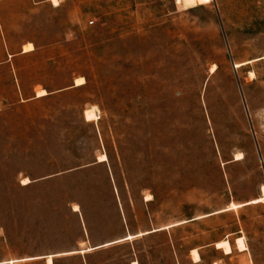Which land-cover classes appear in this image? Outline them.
<instances>
[{
  "label": "rangeland",
  "instance_id": "obj_1",
  "mask_svg": "<svg viewBox=\"0 0 264 264\" xmlns=\"http://www.w3.org/2000/svg\"><path fill=\"white\" fill-rule=\"evenodd\" d=\"M56 2L0 0V264H264V0Z\"/></svg>",
  "mask_w": 264,
  "mask_h": 264
},
{
  "label": "bare ground",
  "instance_id": "obj_2",
  "mask_svg": "<svg viewBox=\"0 0 264 264\" xmlns=\"http://www.w3.org/2000/svg\"><path fill=\"white\" fill-rule=\"evenodd\" d=\"M211 1L212 0H180V2L183 3L184 7L201 6L203 4L210 3ZM51 2H52V4L54 6L57 5L56 0H51ZM32 51H33V47H32L31 44L28 43V44H26V45L23 46V49H22V52L23 53H28V52H32ZM234 66H235V69H237L240 65L234 64ZM74 82H75V85H74L75 87L84 84L83 79L81 77H80V79L74 80ZM46 94L47 93L45 92V90L44 91L40 90V91H38L36 93V97L37 98L45 97ZM237 157L239 158L240 155H238ZM100 160L101 161H104L105 158L104 157H100ZM26 183H28V181H26ZM261 194H262V196H264V185L261 186ZM235 208H237V207L236 206H232V209H235ZM130 238L131 237H128V239H130ZM236 246H237V249H238V251L240 253L241 252H244L246 250V246L244 244V241L241 238H238L236 240ZM215 247H216V249L221 250L225 256H227V254H230L231 253V246H230V244H229L228 241L218 242V243L215 244ZM191 252H192V258L194 259V262L195 263H199L200 262V257H199V254L197 253V251L196 250H193ZM13 262L14 261H10V263H13ZM52 263H53L52 258L51 257H48L47 258V264H52ZM212 264H218V263H212Z\"/></svg>",
  "mask_w": 264,
  "mask_h": 264
},
{
  "label": "crops",
  "instance_id": "obj_3",
  "mask_svg": "<svg viewBox=\"0 0 264 264\" xmlns=\"http://www.w3.org/2000/svg\"><path fill=\"white\" fill-rule=\"evenodd\" d=\"M26 45V44H25ZM23 48V47H22ZM23 53V52H22ZM29 53V52H28ZM224 241H226V240H224ZM228 241V240H227ZM220 242H222V241H220ZM229 242V241H228ZM218 243V242H217ZM215 244L216 243H214V247H215ZM230 244V243H229ZM231 246V245H230ZM215 249H216V247H215ZM218 250V249H217ZM232 251V250H231ZM228 255V254H227ZM212 264V263H211Z\"/></svg>",
  "mask_w": 264,
  "mask_h": 264
},
{
  "label": "water",
  "instance_id": "obj_4",
  "mask_svg": "<svg viewBox=\"0 0 264 264\" xmlns=\"http://www.w3.org/2000/svg\"><path fill=\"white\" fill-rule=\"evenodd\" d=\"M258 154H259V150H258ZM259 160H260V164L262 163V158L259 157ZM262 165V164H261Z\"/></svg>",
  "mask_w": 264,
  "mask_h": 264
},
{
  "label": "built area",
  "instance_id": "obj_5",
  "mask_svg": "<svg viewBox=\"0 0 264 264\" xmlns=\"http://www.w3.org/2000/svg\"><path fill=\"white\" fill-rule=\"evenodd\" d=\"M89 24H92V22H90Z\"/></svg>",
  "mask_w": 264,
  "mask_h": 264
}]
</instances>
